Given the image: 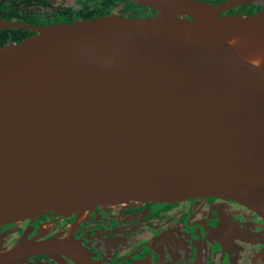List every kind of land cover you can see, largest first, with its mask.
Returning a JSON list of instances; mask_svg holds the SVG:
<instances>
[{
  "label": "water",
  "instance_id": "water-1",
  "mask_svg": "<svg viewBox=\"0 0 264 264\" xmlns=\"http://www.w3.org/2000/svg\"><path fill=\"white\" fill-rule=\"evenodd\" d=\"M131 1L154 14L24 26L0 47V227L213 196L264 229V13ZM52 249H0V264Z\"/></svg>",
  "mask_w": 264,
  "mask_h": 264
},
{
  "label": "flooded vegetation",
  "instance_id": "flooded-vegetation-1",
  "mask_svg": "<svg viewBox=\"0 0 264 264\" xmlns=\"http://www.w3.org/2000/svg\"><path fill=\"white\" fill-rule=\"evenodd\" d=\"M103 1L0 0V47L34 35L24 26L82 20L63 19L97 12ZM196 1L220 7L228 0ZM122 9V4L116 5L109 14L134 17ZM260 12L264 0L231 5L220 15L249 17ZM30 242H51L53 249L25 252L7 264H264V229L258 214L213 196L96 206L80 217L42 215L0 227L3 252Z\"/></svg>",
  "mask_w": 264,
  "mask_h": 264
},
{
  "label": "trees",
  "instance_id": "trees-1",
  "mask_svg": "<svg viewBox=\"0 0 264 264\" xmlns=\"http://www.w3.org/2000/svg\"><path fill=\"white\" fill-rule=\"evenodd\" d=\"M119 4L123 5L122 11L130 12L131 16L149 17L151 14L154 13V10L145 8L141 5H137L131 0H104L103 6L97 12H88L79 17L78 16H71L69 18L65 17L66 19L63 20L65 21H73L76 19L86 20V19H93L95 17H101L104 15H108L114 6Z\"/></svg>",
  "mask_w": 264,
  "mask_h": 264
},
{
  "label": "clouds",
  "instance_id": "clouds-1",
  "mask_svg": "<svg viewBox=\"0 0 264 264\" xmlns=\"http://www.w3.org/2000/svg\"><path fill=\"white\" fill-rule=\"evenodd\" d=\"M237 41L235 40V39H233V40H231L229 43L230 44H235ZM254 66H256V67H259L260 66V60H252V61H250Z\"/></svg>",
  "mask_w": 264,
  "mask_h": 264
}]
</instances>
